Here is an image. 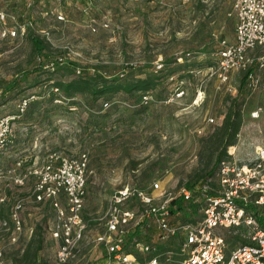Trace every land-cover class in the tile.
<instances>
[{"label":"rangeland","instance_id":"374dc122","mask_svg":"<svg viewBox=\"0 0 264 264\" xmlns=\"http://www.w3.org/2000/svg\"><path fill=\"white\" fill-rule=\"evenodd\" d=\"M238 1L0 0L1 11L21 23L32 21L37 31H48L56 50L53 62L42 69L53 70L54 82L35 87L42 77V61L30 40L34 30L10 38L3 35L7 26L0 24V120L19 116L24 99L42 102L33 118L26 112L13 122L0 156V264L21 258L37 226L45 240L39 262L55 264L62 246L52 235L58 212L55 202L38 203L35 194L47 163L56 156L90 158L83 212L87 229L73 264H101L106 251L96 239L107 231L106 215L117 191L127 186L150 190L160 183L164 192H177L189 182H203L215 167L220 129L230 112L240 114L242 122L237 155L255 153L264 141V69L258 74L259 89L250 77L243 83L246 73H233L227 83L214 73L223 41H235ZM105 20L111 29L94 33L93 21ZM254 55L264 57V47ZM74 68L82 75L97 70L108 79L131 82L151 78L159 86L140 95L133 106L115 98L89 120L86 95L75 99L82 107L71 106L62 92L53 102L49 96L40 97L42 91H56L55 83L74 80ZM13 85L18 89L10 90ZM258 110L260 117L254 118ZM213 184L217 188L218 180ZM56 202L67 208L64 197ZM206 202L204 193H198L182 204L185 211L174 213V223L199 221ZM19 205L22 209L17 210ZM15 213L21 231L16 230ZM7 216L12 225L4 222ZM247 232L218 231L230 250L248 244L237 239ZM142 236L151 243L157 237L154 229Z\"/></svg>","mask_w":264,"mask_h":264},{"label":"built area","instance_id":"2783aa9c","mask_svg":"<svg viewBox=\"0 0 264 264\" xmlns=\"http://www.w3.org/2000/svg\"><path fill=\"white\" fill-rule=\"evenodd\" d=\"M235 16V41L232 44L223 41L214 73L224 83L229 82L235 72L248 73L255 89H259L258 74L264 69V57L254 53L264 47V0H239ZM58 20L65 21V18L59 16ZM0 24L7 26L4 36L18 38L31 29L55 47L51 34L37 31L32 21L21 23L15 16L0 10ZM91 29L98 33L111 29V24L106 20L93 21ZM59 62L64 60L59 59ZM77 74L82 72L77 71ZM31 103L29 98L22 100L19 116L0 120V156L9 144L13 122L22 118ZM260 114L258 110L253 117L259 118ZM238 149V144L231 147L229 159L222 164L216 177L201 182L194 189L182 187L177 192H164L160 183H154L150 190L127 186L117 191L106 215L107 231L96 239L97 245L106 251L101 264H264V227L258 219L264 215L261 213L264 209V141L256 146L253 155L241 158L237 155ZM89 164L88 154L78 158L56 156L47 163L42 182L36 188V201L52 200L58 212V222L52 230L54 239L62 241L56 264H73L78 257L77 245L84 239L87 225L83 212ZM217 180V188L212 187ZM202 192L207 197L202 218L195 222L174 223V203L182 199L187 204ZM61 197L67 200L66 209L56 202ZM16 209H22V205ZM14 223H17L16 230L21 231L18 213L14 214ZM151 229L156 231V241H143L142 233ZM220 229L236 234L242 229L248 230L240 236L248 244L230 250L227 239L218 233ZM137 230L140 239L131 242L130 236ZM130 247L134 251L129 250ZM162 247L170 249L163 253Z\"/></svg>","mask_w":264,"mask_h":264},{"label":"trees","instance_id":"16d2710c","mask_svg":"<svg viewBox=\"0 0 264 264\" xmlns=\"http://www.w3.org/2000/svg\"><path fill=\"white\" fill-rule=\"evenodd\" d=\"M30 40L32 42L34 51L41 59L40 69H46L49 67L52 57L55 55L56 50L40 35L35 32L30 35ZM45 58V59H44ZM47 62H46V61ZM58 61V59H57ZM59 63V62H58ZM58 66V65H57ZM185 70V69H184ZM53 70H42L41 80H38L37 86H44L48 83L54 82L53 78H51ZM74 72L77 73L76 68H74ZM249 74L246 73L243 83L247 82V78ZM155 79L147 78L145 80L131 82L123 80L122 78L117 79H108L105 76H102L97 70L95 72H90L88 75H77L75 79L68 83H55L54 87L56 90H59V93L62 92L63 97H65L71 103V106H80V102H76L75 100L79 95H86L88 98L87 109L89 110V120H93L96 113H101L104 111L105 106L110 107L111 102L115 98H120L125 103H131L130 105H135L140 95L143 93H148L159 86ZM18 85V84H17ZM17 85L11 86L10 90L14 91L18 89ZM49 96L51 97V102L56 101V97L59 96L57 92L54 90L49 92V94L45 95V92L42 91L40 97ZM61 96V97H62ZM42 102L34 103L29 106L26 116L33 118L38 106ZM102 103V104H101ZM113 107V106H112ZM110 116V112L102 117ZM241 116L238 113L230 112L224 123L222 128L220 129V145H219V153L216 159L215 167L213 170L208 173L206 177H204V183L210 179H214L220 170L222 164L229 159V149L236 145L237 137L241 130ZM200 183L198 182H189L187 184V188L194 189ZM212 187H215L214 184H211ZM182 204L185 206V202L182 199L177 200L173 205V214L177 212L185 211L182 207ZM177 206V210L174 208ZM3 219V218H2ZM259 222L264 227V215L258 217ZM4 222L7 226L12 225V221L10 216H7V220ZM140 237L138 232L136 231L134 234L130 236V241L132 242L135 238ZM140 239V238H139ZM237 239H241L239 236ZM45 240L43 237V231L40 226H37L34 230L33 236L29 244L26 246L23 255L20 259L16 258L15 264H48L47 262H39V255L44 250ZM174 243L171 244L173 246ZM162 252L165 253L170 249V247H162ZM19 261V262H18ZM56 264V261H55Z\"/></svg>","mask_w":264,"mask_h":264}]
</instances>
